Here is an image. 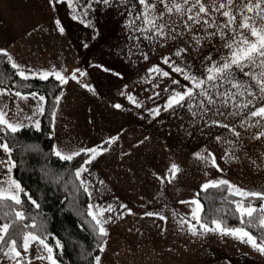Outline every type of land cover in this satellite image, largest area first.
Returning a JSON list of instances; mask_svg holds the SVG:
<instances>
[{
	"label": "crops",
	"instance_id": "obj_1",
	"mask_svg": "<svg viewBox=\"0 0 264 264\" xmlns=\"http://www.w3.org/2000/svg\"><path fill=\"white\" fill-rule=\"evenodd\" d=\"M88 3L92 7L87 15L74 20L66 3L54 9L50 0H0V50L28 75V69L55 70L69 77L53 118L54 149L98 147L114 138L83 174L90 182L89 203L115 210L105 213L112 219L105 225L109 234L100 264H264V255L248 244L216 233L192 235L178 223L192 208L181 201L197 198L209 180L227 179L248 190H264V144L252 141L250 153L239 145V159L228 160L233 146L213 140L212 126L206 127L187 108L165 111L161 105L154 116L151 110L157 106L149 104L146 78L131 76L147 64V48H130L129 24L119 26L106 19L101 26L100 3L80 0L77 11ZM123 32L128 38L121 43ZM102 37L127 48H110L108 40L101 45ZM73 73L76 80L70 78ZM142 85L143 92L138 91ZM38 103L31 97L0 96V105H7V119L27 127L35 128L25 117L40 120V114L34 115ZM207 152L214 154L223 171L212 167L210 158L196 156ZM173 163L180 168L176 179L161 182L158 177L168 175ZM147 211L166 216L167 222L144 216Z\"/></svg>",
	"mask_w": 264,
	"mask_h": 264
},
{
	"label": "snow or ice",
	"instance_id": "obj_2",
	"mask_svg": "<svg viewBox=\"0 0 264 264\" xmlns=\"http://www.w3.org/2000/svg\"><path fill=\"white\" fill-rule=\"evenodd\" d=\"M93 2L110 4V0H93ZM50 3L54 9L57 4L66 3L72 11L74 20L86 16V9L92 7V4L88 3L78 12L77 6L80 0H50ZM138 3L142 6V11L136 14L131 23H135L136 20L143 22V26H137L136 30L144 33L145 39L175 40L185 33H192L197 46H200L204 40L211 41L213 38L219 37L221 48L224 49L218 59H213L211 55L204 58L206 63L203 73L193 71L192 66L188 64L181 66L171 57L163 58L164 64L170 65L173 72L182 74L184 79L191 84V87H185L183 91L174 90L169 96L164 110L176 107L187 108L194 118L203 120L206 127L225 128L237 140L241 137V133L236 130L235 123L223 122L216 117L224 118V120H227L228 117H240L241 128H245V130L253 127L260 129L258 133H253V139L264 137V0H138ZM157 4L163 7L158 8ZM81 22L84 21L81 20ZM56 24L59 26L60 21L56 20ZM87 26L91 27V24L89 23ZM194 29L196 30L194 31ZM59 31L63 33L64 28L60 26ZM186 52V48H179L174 55L181 57ZM0 53L8 57L9 61L12 60L6 51L0 50ZM145 59H147V54H145ZM11 67L16 69V74L24 80L32 78L47 80L50 75H54L61 84H66L69 79V77L63 76L61 71L33 72L28 69L27 72L31 73L28 75L26 70L15 62L11 64ZM149 71L150 73H159L164 77L170 75L169 72L162 71L159 66H155ZM80 75H84V73H80ZM70 78L76 80L77 76L73 73ZM173 83L176 84L178 81L173 80ZM84 86L88 87V85ZM5 95H14L22 100H27L29 97L38 100L41 103L37 104L34 115H43L44 113L42 102H45V96L35 91L24 94L20 91L12 92L7 87H0V96ZM62 98L63 90L56 97L57 104ZM128 99L135 103L132 96H129ZM114 106L121 107L119 104ZM6 108L7 105H0V133L5 134L0 136V151L6 154V159H0V164L4 165L8 174L7 179L0 177V254L13 261L14 264H31L30 260L22 256V252L27 253L32 244L36 243L38 248L42 246L43 250L47 252L46 257L40 255L36 258L47 259L51 264H57L53 255V246L47 242L49 236L45 234L46 229L38 227L35 218L26 215L23 208L25 201L22 196L27 197V200L37 209L40 208V204L32 199L21 182L11 175L12 169L16 167V162L12 159L14 145L10 147L5 136L8 132L18 133L28 125L9 121ZM151 111L154 116L160 114L159 108ZM25 118L32 122L36 130H40V120L33 119L31 116ZM53 118H55V113H53ZM112 139L114 138H110L105 143L110 146ZM216 139L220 140V137L217 136ZM226 142L233 144V148L228 153V160L239 159L236 155L239 144L233 141ZM105 151H108V148L101 145L92 148H73L70 151L54 149V155L62 161H72L82 154L87 157L75 169L74 176L79 181V187L91 199L90 182L83 174L89 172L87 165H90ZM196 156L206 161L210 158L212 167L217 171H223L211 152H207L206 156L197 153ZM252 163L256 162L252 161ZM179 172V166L173 163L168 170V175L158 177V179L161 182L166 180L171 183ZM100 183L103 184V181ZM222 186L227 193L224 197L225 200L228 196L237 198L228 202L235 206L234 209H230V214H238L236 218L239 226H230L226 217H213L211 210L205 213L204 205L199 199L194 198L191 201H181V203L192 206L189 216L180 217L178 223L181 228L187 226L192 235L216 233L221 236H231L264 255V203H260L258 207L253 204L254 200L264 201V190H248L227 179H219L205 182L201 191L221 189ZM120 207L127 209L126 205ZM113 211L115 210L111 205L101 208L92 203L88 204L87 216L91 217V221L94 222L92 227L99 237L108 236L109 233L105 225L112 218H105V213ZM126 214L131 215V209H127ZM144 216L155 217L167 222V217L158 212L147 211ZM25 221L31 222L25 223ZM253 228L257 229L255 235L252 232ZM26 229L31 230L25 231ZM106 243L107 241H104L97 245L99 252L102 253L105 250ZM55 247L62 248L59 240L55 241ZM94 260L95 264H100L101 257L96 255Z\"/></svg>",
	"mask_w": 264,
	"mask_h": 264
},
{
	"label": "trees",
	"instance_id": "obj_3",
	"mask_svg": "<svg viewBox=\"0 0 264 264\" xmlns=\"http://www.w3.org/2000/svg\"><path fill=\"white\" fill-rule=\"evenodd\" d=\"M0 87L22 93L35 91L45 96L40 130L24 127L18 133L8 132L5 136L9 146L14 145L12 159L16 162V167L12 169L13 177L40 204L37 209L27 197L22 196L26 215L34 217L38 227L46 229L45 234L49 236L47 242L53 246V255L57 262L95 264L94 257L101 254L97 245L107 241V237H99L93 230L94 222L87 216L89 197L79 187V181L74 176L75 169L87 157L82 154L72 161H62L54 155L53 113L57 108L56 97L64 85L54 77L47 80H24L11 67L8 57L0 53ZM2 135L5 134L0 133ZM101 145L106 148L108 144ZM197 193V199L204 205L205 213L211 210L213 217H226L230 226H239L236 218L238 214H230V209L235 206L228 202L237 198L228 196L225 200L227 193L223 186L221 189H209L206 192L199 189ZM260 203L263 201H253L257 207ZM29 230L31 229L25 231ZM252 232L255 235L257 229L253 228ZM56 240L60 241L62 248L55 247ZM2 258L3 255L0 254V262Z\"/></svg>",
	"mask_w": 264,
	"mask_h": 264
},
{
	"label": "rangeland",
	"instance_id": "obj_4",
	"mask_svg": "<svg viewBox=\"0 0 264 264\" xmlns=\"http://www.w3.org/2000/svg\"><path fill=\"white\" fill-rule=\"evenodd\" d=\"M101 6V26L104 25L105 20L111 21L114 19L119 26H124V24H129V28L131 29L132 37L129 38V46L130 48H147V64L142 65L139 69L135 70L134 73L131 74L132 79L137 78H146V90L149 96V104H155L158 107L161 105L165 106L169 96L173 93V91H183L185 87H191L189 81L185 80L183 75L180 73H176L172 71V68L168 64H164V57H171L173 61L177 64L184 66L185 64L191 65L193 71H199L203 73L205 60L204 58L208 55H211L213 59H218L223 53L224 49L221 48V41L219 37L213 38L211 41L204 40L202 41L200 46H197L193 40L192 33H185L183 36L178 37L175 40H148L144 38V33L136 30L137 26H143V22L140 20H136L135 23H131V21L135 18L136 14L142 11V6L138 3V0H110L109 5H105L100 3ZM158 8H162L163 6L157 4ZM115 16V18H114ZM175 19V17H173ZM167 19V17H166ZM199 28V26H196ZM107 29L102 30L101 33H104ZM196 29H194L195 31ZM114 34V33H113ZM127 33L123 32L121 35V39L119 40L121 43H124L127 39L125 37ZM203 35V33H201ZM128 38V37H127ZM102 40H108L110 42V48H127V45H123L118 42H114L112 38H101V45L105 42ZM131 44V45H130ZM179 48H186L187 52L184 53L181 57H176L174 53ZM134 52H130L129 56H134ZM155 66H159L162 71L169 72L168 77H164L159 73H150V69ZM173 80L178 81V83L174 84ZM134 82V81H133ZM134 87V85H133ZM138 91L144 90V86H141V89ZM167 89V91H166ZM155 108V107H154ZM174 109H179L180 112L186 110V108L176 107ZM216 119H221L223 122L227 123H235L236 130L241 133V137L239 140L227 129L222 127L212 126V137L213 140H217L216 137H220V142L223 145L233 146V144H229L226 141H233L242 145L248 153L252 152L253 142L256 141L258 144H264V137L260 139H253V133H258L260 129L258 128H241L240 127V117H228L227 120L224 118L216 117ZM0 159H6V154L0 151ZM13 176V174L11 173ZM7 169L3 164H0V177L3 179H7ZM264 202V201H263ZM47 256V252L43 250L42 246L38 248L36 243H33L29 248L27 253H22V256L27 260H30L31 264H51V262L47 259H37V256ZM0 264H14L13 261H10L7 257L1 259Z\"/></svg>",
	"mask_w": 264,
	"mask_h": 264
}]
</instances>
